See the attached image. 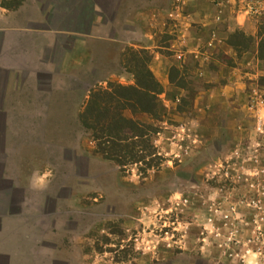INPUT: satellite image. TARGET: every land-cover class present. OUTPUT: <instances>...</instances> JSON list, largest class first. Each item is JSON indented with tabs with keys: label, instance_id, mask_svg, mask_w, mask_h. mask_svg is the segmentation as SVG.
Wrapping results in <instances>:
<instances>
[{
	"label": "rangeland",
	"instance_id": "rangeland-1",
	"mask_svg": "<svg viewBox=\"0 0 264 264\" xmlns=\"http://www.w3.org/2000/svg\"><path fill=\"white\" fill-rule=\"evenodd\" d=\"M190 2L131 3L153 14L148 24L152 51L174 56L177 65L169 67L167 81L177 91L163 94L149 66L151 49L126 46L115 58L114 48L103 47L100 62L91 66L95 73L87 72L85 104L109 83L134 85L132 59L147 65L160 84L154 115L121 111L146 134L133 139L140 145L134 159L118 165L95 152L90 131L79 121L82 104L78 112L55 114L48 128L53 145L47 149L53 147L56 223L54 234L49 228L39 239V264L50 263L53 255L64 264H264V0L241 1L253 35L234 25V13L224 17L226 0H210L215 23L232 29L223 46L210 31L191 55L201 56L202 65L191 68L179 54L186 41L181 50H169L176 33L166 31L173 11L185 14ZM233 4L237 7L236 0ZM253 4L262 5L261 15L247 12ZM244 52L260 65L244 69ZM218 65L234 68L231 81L246 87L244 101L235 93L210 102L198 96L216 84L207 69ZM252 66L254 76H243Z\"/></svg>",
	"mask_w": 264,
	"mask_h": 264
},
{
	"label": "crops",
	"instance_id": "crops-1",
	"mask_svg": "<svg viewBox=\"0 0 264 264\" xmlns=\"http://www.w3.org/2000/svg\"><path fill=\"white\" fill-rule=\"evenodd\" d=\"M132 1L23 0L10 7L7 0H0V264H39V239L46 229L54 234L51 178L43 188H37L30 177L36 169L53 175V147L50 152L47 149L53 145V136L48 128L54 126L58 111L61 115L84 107L87 72L95 73L91 66L100 62L102 48H114L110 55L116 58L118 49L126 46L151 51L156 47L150 42L148 28L153 14L131 8ZM209 1L193 0L185 14L173 11L174 20L167 25L166 31L176 33L168 49L176 46L181 50L182 41H186L187 49L179 54L190 68L202 65L201 56L196 54L195 60L191 55L203 46L210 31L215 30L214 42L223 46V38L232 29L215 23ZM226 1L224 17L234 13V25L253 35V21L241 9L242 0H236L237 7L233 0ZM153 53L149 66L162 84L163 94L177 91L167 81L169 67L177 65L174 56ZM248 53L242 54L240 64L244 69L251 63L258 67L261 60L247 57ZM217 67L207 69L209 81L216 84L198 96L203 94L210 102L218 95L235 93L244 101L246 87L231 81L237 75L234 68ZM252 71L253 66L243 76H254ZM220 79L219 85L216 81ZM49 261L46 264H64L55 261L54 255Z\"/></svg>",
	"mask_w": 264,
	"mask_h": 264
},
{
	"label": "trees",
	"instance_id": "trees-1",
	"mask_svg": "<svg viewBox=\"0 0 264 264\" xmlns=\"http://www.w3.org/2000/svg\"><path fill=\"white\" fill-rule=\"evenodd\" d=\"M21 1L23 0L16 1L15 5ZM229 44L237 45L233 41ZM132 61L134 85L109 83L108 89L98 90L90 95L89 101L78 115L82 127L91 133L95 152L118 165L134 159V150L140 145H136L133 139L146 135L137 123L125 119L121 111L128 109L131 113L154 115L156 96L162 91L147 65ZM141 147L145 149V146Z\"/></svg>",
	"mask_w": 264,
	"mask_h": 264
},
{
	"label": "clouds",
	"instance_id": "clouds-1",
	"mask_svg": "<svg viewBox=\"0 0 264 264\" xmlns=\"http://www.w3.org/2000/svg\"><path fill=\"white\" fill-rule=\"evenodd\" d=\"M50 176V171L42 172L40 169H36L30 177V182L34 187L43 188L47 184Z\"/></svg>",
	"mask_w": 264,
	"mask_h": 264
},
{
	"label": "built area",
	"instance_id": "built-area-1",
	"mask_svg": "<svg viewBox=\"0 0 264 264\" xmlns=\"http://www.w3.org/2000/svg\"><path fill=\"white\" fill-rule=\"evenodd\" d=\"M261 6H257V4H253V6L250 7L248 6L247 12L254 15H261L263 11Z\"/></svg>",
	"mask_w": 264,
	"mask_h": 264
}]
</instances>
